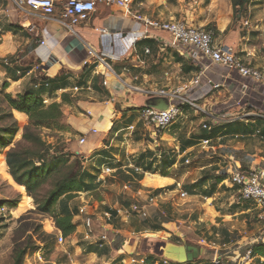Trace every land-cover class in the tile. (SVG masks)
<instances>
[{
    "label": "crops",
    "instance_id": "obj_1",
    "mask_svg": "<svg viewBox=\"0 0 264 264\" xmlns=\"http://www.w3.org/2000/svg\"><path fill=\"white\" fill-rule=\"evenodd\" d=\"M62 2L63 0H55L56 12L52 17L43 19L32 16L22 17L9 1L0 0V37L3 39L1 42L2 44H0V60H2L1 65L4 68L17 67L18 64L22 67L31 68L39 66L40 69L51 78L63 73L62 76H66L68 86L57 90L56 92H58V94L62 95V93H65L63 90L68 91L75 83H89L93 86L94 92H83L80 93V96L89 97L91 95V97L95 99L100 98V96L106 97L112 92L113 87L107 88L102 86L101 80L103 78L111 85L115 86L116 89L120 90L118 92L119 95L120 92L123 91L119 81L122 83H133L141 88H174L188 82L199 70V66L184 59L177 50L168 44L170 38L166 32L152 30L115 6H97L96 10L87 21L74 26L76 33H72L59 22V12ZM212 2L213 3L210 5L212 13L204 17H200L199 13L188 11L186 5L182 3V0H134L132 11L148 19H183L182 21L186 20L184 22L190 25L205 28L211 25V27L216 30L215 34H217V37H215V42L217 44L231 48V50L243 61L250 62L254 66L264 69V57H261V53L257 55L254 45L248 44V40L250 39V34H248V32L250 31L246 30L247 32L244 34L241 33V28L238 27V29H236V27L231 26V13L228 10H223L224 1L213 0ZM184 14H186V16ZM257 16L258 19L261 20V26L259 30L253 29L251 31L264 34V12L262 11L261 14L255 17ZM30 27L33 28L31 31ZM41 40H44L45 43L40 44ZM88 46L92 47L97 53L106 54L104 59L112 73L108 70H104L101 66L96 67V64L91 63L84 65L83 61L87 57ZM16 52H21L24 55L22 57L15 56ZM262 54H264V52ZM5 59H8L10 65L4 64ZM23 61H26V63L24 64ZM4 68L2 73L4 75L6 74V77H4L3 81L8 83L14 82L20 88H25L28 84V79H30L29 76H34L35 74L31 72L30 68V71L23 77L14 81ZM101 73L103 75H101ZM222 73H225V70L222 68L215 65L212 67L210 66L202 76L201 83L186 92V96L192 99L200 108L198 112L204 115L203 111L210 112L213 110L220 114L228 108L231 112L240 111L242 107L235 105L238 101L240 102V106L248 103L250 106L248 108L249 111L260 110L264 112V84L255 85L251 80L241 78L235 73H232L231 76L222 80ZM114 74L119 78V81ZM134 76L137 77L136 81L132 80ZM207 80H211L214 83H221L220 88H211ZM70 93L71 97H76L75 104L77 106L82 108L87 106L85 100L78 98V95L75 96L76 94L72 92ZM123 96L118 99H122ZM125 98H123V104L124 107H128L126 109L122 107V109L115 110L113 107L109 106L102 108L98 103H92V106L87 107V109L92 110L94 119L90 120L88 123L83 119L86 124L84 129L88 130L93 124L99 125L101 128L100 130L103 133H100V135H88L91 142H94L93 144L96 146V151L107 149V145L102 143L103 139H106L109 143L108 145H111L113 141L116 140L117 143L119 142V145H123L124 142H126L128 146L133 143L145 144L149 151H151V154H149V160L144 158L142 162L144 164L152 162L153 168H156L157 165L155 164L160 162L162 155L170 154L168 153V147L173 146V149H175L173 151H175V153L177 152L178 158L175 163L166 170V176H162L158 169L155 173L143 170L144 173H140L143 175V178L138 181L137 186L142 190H146V188L159 190L163 187L169 188L172 184L176 186V183L179 182L177 181V172L175 168H177L180 161L189 162L188 158L192 155H194L193 157H198L200 163L207 161L213 162L209 164V166L212 165L214 169L211 176L219 174L215 166H221L222 162L225 163L224 166L221 167L224 168V171L227 166H235V164L241 165L242 167L256 166L257 168H264V120L249 118L244 121L218 123L214 125L211 120L205 117L209 121V123L206 124L210 126V129H204L202 126L192 127L191 125L189 129H187L183 128L182 125L178 127V125L173 124L162 134V141L158 147V152L160 153L161 151L159 155L158 152L150 150L154 148L153 142L149 141L148 138L147 140L140 139V130H136L130 139H126V141L123 140V128L136 120V113L129 104V99L132 100L133 104H135V99L140 101L139 104L147 100L143 99L140 95H130ZM234 107L237 109L232 110L231 108ZM189 110L197 112V110L185 105L180 119H187L186 117L188 116ZM110 112L111 117L108 120V127L103 126L104 124H100L99 122L94 123L96 116L108 115ZM74 115V112H70V118H72V120H75ZM126 115L130 116L128 120H124ZM114 119H119V121ZM182 123L183 122L180 124ZM139 126L138 129H140ZM256 130L260 131L259 135L254 134ZM117 132V137H114V134ZM141 137L145 138L143 135H141ZM189 139H195V144L189 145L182 150L181 147L184 146V142ZM203 139H208L209 142L204 145L201 142ZM144 141L146 142L144 143ZM143 151L145 152L146 150L142 149L140 154ZM110 154L111 156L108 154L102 157L105 159L103 161L104 163L107 157H112L115 160L121 159L123 163L128 160L129 164L132 165H136L138 161V158L134 159V155L131 156L132 158H128L127 154H125L124 157V154L121 155V153ZM95 156L97 157V155ZM88 157H91V155L88 154L86 159ZM91 159H94V157ZM115 165L119 167L121 163ZM137 166L142 169L144 168L142 165ZM207 167L208 165H202L198 169L204 171ZM122 170H124L125 173H130L129 170H131V168ZM143 179H145L147 185L142 183ZM223 184L224 182L222 181L217 185L221 186ZM98 186L101 185L99 184ZM203 187L205 186L203 185ZM174 190L178 193L180 191L175 187L160 201H169V196ZM194 190H196L195 194H189L187 191L182 190L181 186V191H184L186 195L180 198H188L189 201L198 203V207L195 209H199L203 219L213 220L215 215L219 212L213 203V199L215 198L211 197L212 195L210 197L204 196L203 191L199 190V187H196ZM88 194H90V191L83 192L77 196V198L80 199V203L86 201L85 198ZM199 196H201L204 201H200ZM232 196L233 195H231V199ZM139 197L143 198L144 196L139 195ZM205 200H210V202H205ZM101 204L100 202L97 203L96 206L91 205L90 207L98 218L101 212L108 208L102 206V209H100L99 207H101ZM128 205L124 204L120 206ZM160 205L157 203V206L160 207ZM241 206L244 212L250 211L248 207L245 208V205ZM203 219L199 218V222L201 223ZM130 220L131 218L127 221L115 217L111 219L109 236L113 237L111 239L112 242L115 241L117 235L121 234L125 237L126 231L124 230V224H131ZM119 222L120 226H118ZM163 224L165 223L163 222ZM80 227L82 228L81 225H76V229L73 233L74 236L77 235L76 233H78V231L83 232L82 230H78ZM94 227L96 231L99 232L97 224H95ZM121 227L123 229H121ZM136 227L137 226H135V228ZM169 229L174 231V228ZM179 240H181V238H179ZM86 242L90 245L88 253L95 258L103 260V264H130V258L134 257L133 251L130 250L127 259L122 258V256L106 258L104 253H99L104 252V250L110 246L99 248L90 244L88 241ZM136 259L139 260L137 264H150L151 262H148L149 260L153 261V264H164L163 261L159 263L148 257ZM167 264L175 263L168 261Z\"/></svg>",
    "mask_w": 264,
    "mask_h": 264
},
{
    "label": "rangeland",
    "instance_id": "obj_2",
    "mask_svg": "<svg viewBox=\"0 0 264 264\" xmlns=\"http://www.w3.org/2000/svg\"><path fill=\"white\" fill-rule=\"evenodd\" d=\"M212 1L182 0V3L186 5L188 11L199 13L200 17H204L212 13L210 10ZM223 1V10H228L231 13V26L236 27V29L241 28L240 31L244 34L247 32L246 30L250 31L248 32L250 34L248 44L254 45L257 55L261 53V57H264V54H262L264 52V34L251 31L252 28H244L241 25V17L237 8V5L243 8L247 4L251 14L258 15L262 11L264 12V0ZM223 1L221 0V2ZM184 15L186 16V14ZM256 18L258 19V16ZM208 26L211 27V25ZM2 40L0 37V44H2ZM23 55L21 52L15 53V56L22 57ZM1 61L0 136L4 138L5 143L0 147V264H14L19 258H21V264H103V260L88 253L90 245L82 239V232L78 231L76 236L73 233L65 236V241L62 243L57 241L59 232L56 224L57 218L62 214L74 212L76 208L82 205L77 196L83 191L67 192L50 206H46V201L55 188L63 189L83 180L85 184L91 182L93 185L90 194L85 198L90 205L96 206L97 203L103 202L104 204L99 207L102 209V206L115 208L130 203L141 204L143 200L139 195L124 192L122 188L124 183L130 182L132 191H137L139 178L129 177L127 180L124 174L117 176L113 172L106 177L105 183L98 186L99 184H96V181L94 182L92 178H89V176L83 178L81 174L83 171L99 174L100 169L106 166V163L103 162L105 159L102 157L108 154L111 156L110 153H121V155L124 154L123 157L127 154L128 158H132L131 156L134 155V159H139L140 152L145 149L146 151L142 153L149 160L148 157L151 151L145 144L141 143H133L128 146L124 142L123 145H119L116 140L108 145L106 139H103L102 143L109 147L96 151V146L93 141L91 142L89 136H87L88 142L86 145H78L79 136L88 132L84 129L86 127L85 122H90L85 116V109L92 106V103L108 100V96H100L98 99L92 98L91 95L89 97L77 96L85 100L87 106L82 108L75 104L76 99L70 96L69 91L62 93V95L58 92L50 93V95L43 97L44 102L45 104L51 102L62 103L61 117L47 126L31 123L8 107L5 94L16 98L18 94L24 92L26 87L33 86L31 82L34 77L33 75L29 76L30 79H28L25 88H20L14 82H10L8 87L3 88L2 85L5 82L3 79L6 74L2 73L4 67L1 65ZM23 63L25 64L26 61H23ZM7 68L8 71L10 70L14 74L11 75L13 78L11 79L14 80L17 79V70L21 71L24 67L18 64L17 67H6L4 69ZM8 71L6 70L7 73ZM123 101V98L118 99L117 103L113 104L114 109L128 108L124 107ZM134 103L139 104L140 101L135 99ZM101 107L103 108L102 105ZM70 112H74L75 120L70 118ZM129 117L126 115L124 120H128ZM186 118H179L175 124L178 127L182 125L183 128L189 129L190 125L201 127V124L209 123L198 110L197 112L189 110ZM83 119H85V122ZM108 120V118L102 119L103 126L108 127ZM114 120L119 121V119ZM181 122L183 123L180 124ZM140 139L147 140V137L142 138L140 135ZM168 148V153L170 155L175 154L177 159L178 154L173 151L175 150L173 146ZM76 151H80L81 154L86 156L90 154L91 157L81 159ZM193 156H189V162L187 163L180 161L177 168H175L177 181L184 191L185 185L195 183L204 175H211L214 170L212 165L209 166L213 163L212 161L200 163L198 157ZM92 157L94 159H91ZM224 164L222 162L221 166H215L220 175L224 172V168H221ZM155 165H157L158 171H163L159 166V162ZM202 165H208V167L201 171L198 168ZM142 183L147 185L145 179ZM204 186L200 187L199 190L206 193L212 192L211 197L215 198L213 203L219 211L213 220L203 219L199 209H195L198 207V203L189 201L188 198L181 199L178 192L174 190L169 196V201L158 202L159 205L161 203L160 207H147V211H149L145 224L140 223V218L134 217L136 219L135 224H124L125 237L121 234L117 235L115 241L108 242L105 245L110 247L99 254L104 253L106 258L122 256V258L127 259L129 251L132 250L133 256L136 258L148 257L160 263L164 258L159 251V244L171 240L180 241V243L190 241L201 244L204 251L197 259L186 264H213L211 259L215 254L218 257L221 256L219 264H235L225 260L233 255L234 248L241 239L249 238L256 229L255 212L252 210L244 212L241 205L232 201L231 195L235 193L232 189L227 188L225 184L213 187L212 180L207 179ZM170 188L174 189L175 184ZM146 189L152 190L150 188ZM199 200L204 201L201 196H199ZM205 202H210V200H205ZM199 218L203 219L201 223ZM74 220L76 221V219ZM159 220H165V224L162 222L160 228L154 230V227L160 223ZM76 223L80 224V221H76ZM134 225L139 226L142 230L137 231ZM118 226H120V222ZM169 228H174V233ZM83 229V227L78 228L82 231ZM121 229L123 228L121 227ZM112 238L110 237V239ZM201 239L205 242L201 243ZM230 249L233 251L228 252ZM148 262L153 264V261L149 260ZM164 264H167V262H164ZM251 264L260 263L254 259Z\"/></svg>",
    "mask_w": 264,
    "mask_h": 264
},
{
    "label": "built area",
    "instance_id": "obj_3",
    "mask_svg": "<svg viewBox=\"0 0 264 264\" xmlns=\"http://www.w3.org/2000/svg\"><path fill=\"white\" fill-rule=\"evenodd\" d=\"M9 1L22 17H38L47 19L54 15L56 12L55 0H7ZM134 0H63L61 9L59 12V22L70 32L76 33L74 26L85 22L89 19L91 14L96 10L97 6L103 5L106 7L115 6L125 11L130 16L134 17L140 23L148 26L154 31H163L169 35L168 44L172 48L178 51V53L184 57V59L193 62L199 66V70L193 78L188 82L176 86L174 88L166 87H155V88H141L136 84H129L120 82L119 78L115 75L119 83L122 85V92L118 95L120 90L116 89L115 86L111 85L106 79L101 80V84L104 87H113L112 92L108 95V100L104 102H97L103 107H113L114 103H117L118 98L128 97L130 95H140L143 99L151 97L165 98L167 101V107L165 109H157L146 105L145 103L133 104L132 100L129 99V104L136 113V120L126 125L123 128V140L130 139L136 130H140L141 135L147 137L149 141L153 142L154 148L150 149L153 152H158V147L162 141V134L170 128L173 124L178 121L183 112V107L188 105L190 108L200 110L192 99L186 96V92L191 88L198 86L202 81V76L210 68V66H218L225 70V73L221 74L222 80H225L232 73L237 74L241 78L251 80L255 85L264 84V69L254 66L250 62L243 61L240 57L234 53L231 48L222 46L215 42V30L212 27H196L190 25L182 20L174 19H148L143 16L136 14L132 11V4ZM249 7V6H248ZM256 15L251 14V10L247 8L246 12L241 15V25L244 28H252L259 30L261 20L256 19ZM255 24L253 25V23ZM33 28L30 27V31ZM45 41L41 40L40 44H44ZM105 53H97L92 47H87V57L83 61L84 65L96 64L97 66H103L104 70H108L112 73L110 67L105 62ZM5 65H10L8 59L4 60ZM34 73V78H38L41 75H45L39 66L30 69ZM29 70V71H30ZM28 71V72H29ZM18 74L20 71H17ZM101 75H103L101 73ZM49 77V76H47ZM133 81L137 80V77L132 78ZM207 83L211 85V88L218 89L221 86L219 82H212L207 80ZM93 86L89 83L80 84L75 83L68 91L80 96V93L89 92L93 93ZM67 91V90H63ZM76 98V97H75ZM126 99V98H125ZM128 101V100H127ZM238 107H242L240 111L231 112L228 108L222 113H216L213 110L210 112H204L207 119L216 125L218 123H232L235 121H244L249 118H255L264 120L263 111H249V104L240 106V102H236ZM114 108V107H113ZM232 110L237 109L236 107L231 108ZM85 116L88 120L94 119L92 110L85 109ZM104 115L95 117V122L102 123ZM140 124V126H139ZM138 126L140 129H138ZM204 129H210L206 123L202 125ZM101 130L99 125H91L88 129L87 134H83L78 138V145L84 146L87 144L88 135L100 134ZM260 131L256 130L255 135H259ZM117 133L114 137H117ZM202 144H207L208 139H203ZM108 147V146H107ZM161 153V151H160ZM158 152V154L160 155ZM81 159H86L84 154L80 151H76ZM106 166L101 168V171L96 179L98 184L105 183L106 176L115 172V168L110 164L121 163L119 166L121 169L131 168L134 172L140 174L144 173L143 169L137 165L129 164L128 160L123 163L121 159L115 160L114 158H106ZM226 177L223 180L225 186L233 189L234 193L232 199L239 205H248V210L255 212V219L257 227L249 238H242L241 241L234 248L228 250L233 251V255L226 262H233L235 264H251L257 257L253 255V249L255 246H264V168L253 167H242L241 165L235 164V166L229 165L225 170ZM179 189V197H185L186 193L181 191V184L176 183L175 186ZM124 192H131L134 195H142L143 203H130L128 206H120L111 208L108 207L103 210L98 217L92 212L91 205L89 202L84 201L82 205L77 208V212L73 215L72 222L75 225H81L84 229L82 232V238L99 248H103L108 242H112L109 236L110 222L113 217L120 220H129L130 218H147L148 211L147 207L157 206V203L165 198L169 193L170 189L163 187L152 190H142L137 187V191H132V184L130 182L124 183ZM82 192H80L81 194ZM102 205L104 204L101 202ZM80 221L77 224L76 221ZM97 224L99 232L96 231L94 225ZM59 231V230H58ZM174 232V231H173ZM58 243L65 241V237L59 231L57 234ZM201 243L205 242L201 239ZM261 261L264 258L259 257ZM221 256L216 254L211 259L213 264H219ZM138 259L131 257L130 264H137ZM143 262V261H141ZM168 262L167 260H163ZM107 264V263H106Z\"/></svg>",
    "mask_w": 264,
    "mask_h": 264
},
{
    "label": "trees",
    "instance_id": "obj_4",
    "mask_svg": "<svg viewBox=\"0 0 264 264\" xmlns=\"http://www.w3.org/2000/svg\"><path fill=\"white\" fill-rule=\"evenodd\" d=\"M264 5V4H263ZM236 6V5H235ZM238 8V12L240 13V17L241 15L246 12L248 6L247 4L241 8L240 5H237ZM206 28H209V26H207ZM29 67H24L23 69H21L20 74H17V79H19L20 77H23L28 71H29ZM8 71V68L6 69ZM16 71V70H15ZM8 74L14 75L12 74V72L9 70ZM63 74V73H62ZM56 76V77H47L45 75H41L38 78H33L31 85H33L32 87H26L24 92L20 93L17 95L16 98H12L9 94H5V100L7 101V105L10 109H12L14 112H16L17 114L25 117L28 121H30L31 123H34L36 125L39 126H47L49 124H51L52 122H54L55 120L59 119L62 115V103H58V102H51L49 104H45L43 97L45 95H50V93L56 92L59 89L62 88H66L68 86V83L66 81V76ZM12 77V76H11ZM13 79V78H12ZM16 78L14 80H17ZM9 83L8 82H4V84L2 85L3 88L8 87ZM132 121V120H131ZM130 121V122H131ZM129 122V123H130ZM264 132V131H263ZM205 137H209V136H205ZM5 143V140L2 136H0V147H2ZM195 144V139H189L186 140L184 142V146L181 147V149H185V147L189 146V145H193ZM145 158V154L141 153L140 157L138 159V161L136 162V165H142L144 168V171L150 172V173H155L157 171V168H153L152 167V162L146 163L144 164L142 162V160ZM176 161L175 155L172 154H164L161 156V160L159 162V166L163 169V171H160V174L162 176H166V170L171 167ZM112 167H115V174L117 176H121L122 174H124L125 178L128 180L129 177H134V179H138L141 180L143 178L142 174H138L136 172H134L132 169L129 170L130 173H125L124 170H122L120 167H116L115 164H110ZM118 166V165H117ZM82 177H86L89 176V178H92L94 180V182L96 181L97 175L96 174H91L89 172H82ZM226 177L225 171L222 172V174H217V175H207L202 177L201 179H199L198 181H196L193 184H189V185H185L184 189L185 191H187L189 194H195L196 190H194L196 187H202L207 179H212V184L213 187L215 185H217L218 183L222 182ZM96 184H98L97 182H95ZM174 185V184H172ZM169 186V189H172ZM93 189V185L92 183H88L85 184L83 180H80L78 182V184L75 185H70L69 187L66 188H55L54 190L51 191L47 201H46V206H50L52 204H54L62 195L66 194L67 192H71V191H83V192H87ZM205 194L204 196H211L212 192H204ZM74 197V196H71ZM128 205V204H126ZM248 206L245 205V208H247ZM155 209V208H154ZM149 211V210H148ZM76 210L72 213H65L60 215L57 220H56V224H57V229L61 232V234L65 237V236H69L70 234L74 233L75 229H76V225L72 222V218L73 215L75 214ZM141 221L140 223H146V218H140ZM131 224H135L136 219L135 218H131ZM160 223L154 227V230H158L160 228V225L162 222H165V220H159ZM137 231H141L142 228L136 227ZM253 255L256 256V260L260 263V264H264V261H261L259 257L264 258V246L262 245H258L255 246L253 249ZM14 264H21V258H19V260L15 261Z\"/></svg>",
    "mask_w": 264,
    "mask_h": 264
},
{
    "label": "water",
    "instance_id": "obj_5",
    "mask_svg": "<svg viewBox=\"0 0 264 264\" xmlns=\"http://www.w3.org/2000/svg\"><path fill=\"white\" fill-rule=\"evenodd\" d=\"M146 105L157 108L165 109L167 101L165 98L151 97L145 100ZM159 251L162 257L175 264H186L197 259L204 251V247L195 242L185 241L181 244L173 241H166L159 244Z\"/></svg>",
    "mask_w": 264,
    "mask_h": 264
},
{
    "label": "bare ground",
    "instance_id": "obj_6",
    "mask_svg": "<svg viewBox=\"0 0 264 264\" xmlns=\"http://www.w3.org/2000/svg\"><path fill=\"white\" fill-rule=\"evenodd\" d=\"M101 68H103L104 69V67L103 66H101ZM110 107V106H109ZM110 115H111V112H110ZM110 115H104V118H110L111 116ZM212 254V253H211ZM210 255V254H209Z\"/></svg>",
    "mask_w": 264,
    "mask_h": 264
},
{
    "label": "flooded vegetation",
    "instance_id": "obj_7",
    "mask_svg": "<svg viewBox=\"0 0 264 264\" xmlns=\"http://www.w3.org/2000/svg\"><path fill=\"white\" fill-rule=\"evenodd\" d=\"M171 241H173V242H175V243H179V244H181L180 242H178V241H174V240H171Z\"/></svg>",
    "mask_w": 264,
    "mask_h": 264
}]
</instances>
